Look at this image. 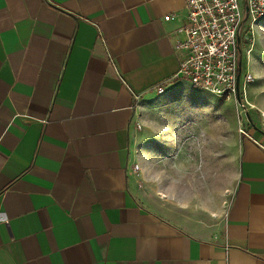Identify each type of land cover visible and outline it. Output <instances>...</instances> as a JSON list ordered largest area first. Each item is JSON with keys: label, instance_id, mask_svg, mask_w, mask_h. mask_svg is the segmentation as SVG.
Wrapping results in <instances>:
<instances>
[{"label": "crops", "instance_id": "obj_1", "mask_svg": "<svg viewBox=\"0 0 264 264\" xmlns=\"http://www.w3.org/2000/svg\"><path fill=\"white\" fill-rule=\"evenodd\" d=\"M184 4L0 0V264H264L263 127L233 139L224 200L152 163L145 112L194 87Z\"/></svg>", "mask_w": 264, "mask_h": 264}, {"label": "rangeland", "instance_id": "obj_2", "mask_svg": "<svg viewBox=\"0 0 264 264\" xmlns=\"http://www.w3.org/2000/svg\"><path fill=\"white\" fill-rule=\"evenodd\" d=\"M248 47L251 50L247 53ZM240 50V84L246 72L252 75V80L245 87V98L257 128L246 125L242 108L233 97L221 98L192 87L187 82H184L186 87L182 97L159 100L144 115L147 120L145 127L151 129L156 139L152 144V163L157 166L181 165V161L186 160L191 167L190 182H195L196 188H201V182L205 187L206 198L211 196V189L219 190L222 200L227 198L229 172L233 165L230 152L234 147L233 139L240 134V119L246 132L253 129L257 133L258 128L262 127L260 110L253 107L255 103L259 108H264V17L259 20H253L250 16L245 18L240 32ZM149 97L155 98L156 93H150ZM143 132H146L145 128ZM219 147L220 175L214 179L208 167L214 162L218 165V153H214V150ZM177 153H182L180 155L186 159L178 157ZM176 176L181 181L182 176ZM161 177L157 179L160 183L165 181Z\"/></svg>", "mask_w": 264, "mask_h": 264}, {"label": "built area", "instance_id": "obj_3", "mask_svg": "<svg viewBox=\"0 0 264 264\" xmlns=\"http://www.w3.org/2000/svg\"><path fill=\"white\" fill-rule=\"evenodd\" d=\"M184 5L186 16L180 28L183 38L174 43V51L179 57L175 76L218 97H233L236 101V37L241 32L245 9L246 17L250 16L253 20L264 17V0H185ZM168 18L165 16V19ZM250 50L248 47L246 52ZM251 80L252 75L248 72L241 84L239 78V92L245 105L248 104L245 87ZM156 89L158 93L163 91L161 86ZM259 112L264 128V113ZM239 124V133L246 135L241 119ZM136 127L140 128V125ZM137 167L135 165L134 169Z\"/></svg>", "mask_w": 264, "mask_h": 264}, {"label": "water", "instance_id": "obj_4", "mask_svg": "<svg viewBox=\"0 0 264 264\" xmlns=\"http://www.w3.org/2000/svg\"><path fill=\"white\" fill-rule=\"evenodd\" d=\"M246 15H247V9H245V16H244V19L242 22H244ZM236 43H237V50H238V73L236 75V89H237L236 103H237V105L241 106L242 111L245 115V118H246V121L248 122V124L252 127L257 128L256 125L253 123L252 118L250 116V113L248 111V108L243 103L241 96H240V92H239V78H240V66H241L240 33L237 34Z\"/></svg>", "mask_w": 264, "mask_h": 264}, {"label": "trees", "instance_id": "obj_5", "mask_svg": "<svg viewBox=\"0 0 264 264\" xmlns=\"http://www.w3.org/2000/svg\"><path fill=\"white\" fill-rule=\"evenodd\" d=\"M246 125L250 127V125L248 124V122H246Z\"/></svg>", "mask_w": 264, "mask_h": 264}]
</instances>
